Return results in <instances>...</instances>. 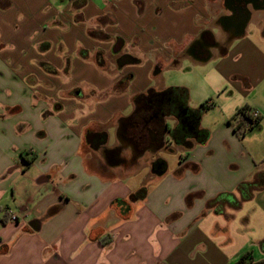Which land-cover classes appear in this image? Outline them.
Masks as SVG:
<instances>
[{"label":"crops","instance_id":"0c3cea01","mask_svg":"<svg viewBox=\"0 0 264 264\" xmlns=\"http://www.w3.org/2000/svg\"><path fill=\"white\" fill-rule=\"evenodd\" d=\"M257 1L0 0V264H235L256 248L264 262V4ZM141 57L156 66L180 58L211 65L212 95L231 93L214 128L201 125L202 114L195 139L173 147L181 152L174 169L160 157L169 146L154 156L165 164L155 171L151 153L136 164L119 161L136 145L124 146L118 125L148 90L116 89L124 67ZM243 106L261 122L240 139L227 121ZM88 132L106 141L92 147ZM143 187L145 196L131 200ZM246 205L249 213H240ZM234 221L243 226L238 247Z\"/></svg>","mask_w":264,"mask_h":264},{"label":"rangeland","instance_id":"374dc122","mask_svg":"<svg viewBox=\"0 0 264 264\" xmlns=\"http://www.w3.org/2000/svg\"><path fill=\"white\" fill-rule=\"evenodd\" d=\"M262 3V0H258L257 3ZM246 7V6H245ZM121 52V50H120ZM120 54V53H118ZM115 56V54H114ZM140 62L135 63L134 65H127L124 67V75H122L119 78L118 86L116 90H125V93L127 95H135L140 94L143 89L150 90L153 92H162L166 91L169 88H186L188 90L189 100H188V106H192L193 109H198L202 103L209 102L212 98L213 102H219L214 103L211 108L209 107L206 110L201 111V114H204L205 117L201 123L202 126H209L211 128H214L215 125L218 124L219 118L221 117V109L225 108V104H227L230 101V91L226 90L221 93V97L219 98L212 95V92L210 88L213 87V83L210 81L212 78L211 74V65H204V66H194L190 60L187 58L185 59H177V67H174L173 60H163L161 63L156 66L155 63L147 64L148 61L147 57H141L139 58ZM153 62V61H152ZM142 67L141 69L137 70L135 72L134 70H128L126 68L128 67ZM147 79V82H146ZM123 82V83H121ZM201 86H203V89H201ZM220 86V90H222V86ZM210 96V97H207ZM205 97V98H204ZM249 99V98H248ZM246 99V103L249 102V100ZM238 104V102H237ZM241 108V107H240ZM236 112V111H235ZM234 112V113H235ZM233 113V114H234ZM232 114V115H233ZM231 115V116H232ZM166 122V124L164 123ZM164 126H166L168 129H174L177 124V119L174 115H167L164 117L163 120ZM173 127V128H168ZM111 133L114 135V130L110 128ZM167 145L169 146L166 151H173V152H163L160 154V157H162L166 163L167 167L169 169H174L179 162V156L181 154L180 151H175L173 147L176 148L175 144L172 143L171 139L167 138ZM172 143V144H171ZM226 151L227 149L224 148ZM144 162V159L143 161ZM233 199L232 197H230ZM229 199L230 204H232L233 207H237L236 204H234L233 200ZM227 204V203H226ZM249 213L248 206L246 205L243 210L240 213ZM245 226H247V221L243 222ZM230 230L231 235L233 237V245L242 244L241 239H244L242 235H240V231H237L238 228L243 229V226L240 225L238 227V224L234 221L230 224ZM252 231V230H251ZM248 233V228H247ZM253 248V247H250ZM256 250L259 251L258 248H256L253 252L255 255ZM248 252H251L250 249ZM252 254V252H251ZM253 257V263L252 264H261L262 261L256 260L257 258Z\"/></svg>","mask_w":264,"mask_h":264},{"label":"flooded vegetation","instance_id":"af4514ba","mask_svg":"<svg viewBox=\"0 0 264 264\" xmlns=\"http://www.w3.org/2000/svg\"><path fill=\"white\" fill-rule=\"evenodd\" d=\"M262 3H257L258 6L264 4V0ZM243 15V13H242ZM243 16L240 17L239 14H236V21H240ZM114 54V53H113ZM115 55H119L118 53ZM118 61L123 62L126 61L125 57H118ZM176 105L174 104V100L171 98H165L164 96H160L159 93H155L153 91H148L146 94L141 95L136 98V112L135 115L131 117L129 121H124L119 123L118 131L121 137V140L124 146L133 149V142L136 145V150H132V154L129 159L119 158L121 162L124 163H137L146 153H151L153 156L152 160H149L147 163L150 164L151 171H155L158 168H162L165 164L164 162L156 158L154 156L157 154L159 149L167 148V137L171 139L172 143L175 146H179L176 142V139L173 137V130L168 129L163 124L164 117L167 115H174V111ZM182 112V119L178 121L176 126H180L181 130L184 134V141L189 145L193 138L198 135L196 123L198 120L195 119L194 115L184 114ZM175 126V127H176ZM89 134H94L92 132H88ZM122 133V135H121ZM103 135H98L95 137L89 136V140L91 141L92 147H97L98 142L97 139L104 141ZM131 141V142H130ZM171 143V144H172ZM121 151V148L116 149V153ZM110 151L107 153L110 155Z\"/></svg>","mask_w":264,"mask_h":264},{"label":"trees","instance_id":"16d2710c","mask_svg":"<svg viewBox=\"0 0 264 264\" xmlns=\"http://www.w3.org/2000/svg\"><path fill=\"white\" fill-rule=\"evenodd\" d=\"M133 63H137L138 61L136 59H132ZM177 62L175 61L173 65H176ZM160 96H164L165 98H171L174 100V104L176 105V108L174 111V116L178 121L182 119V112L185 111V114H191L194 115L196 120H199L201 111L211 108V104L208 102L202 103L198 109L190 110L187 108V102H188V90L186 88H169L166 91H163L159 93ZM261 122V118L253 117L251 110L247 106H243L239 108L227 121V123L232 127V130L234 134L238 138H244L250 131L255 129L259 123ZM179 125V124H178ZM176 126L173 130V137L176 139V142L178 145H184V134L181 130L180 126ZM203 138H197L198 143H202L207 138V132L203 131ZM103 139L105 141L106 135H103ZM26 164H29V162L26 161ZM146 194V188L143 187L139 189L136 193L131 194L130 199L131 200H138L145 196ZM253 263V257L250 252H247L239 257L237 262L235 264H252ZM261 264H264L261 263Z\"/></svg>","mask_w":264,"mask_h":264},{"label":"water","instance_id":"95a60500","mask_svg":"<svg viewBox=\"0 0 264 264\" xmlns=\"http://www.w3.org/2000/svg\"><path fill=\"white\" fill-rule=\"evenodd\" d=\"M243 10L245 12V17L243 18V20H242V22H241V24L239 26V33L240 34H242L244 32V29H245V27L247 25V22L249 21V17H250V11L247 9V7H245ZM121 48H122V44L117 42L114 45L112 51H113L114 54H117V53L120 52Z\"/></svg>","mask_w":264,"mask_h":264},{"label":"built area","instance_id":"2783aa9c","mask_svg":"<svg viewBox=\"0 0 264 264\" xmlns=\"http://www.w3.org/2000/svg\"><path fill=\"white\" fill-rule=\"evenodd\" d=\"M252 116H253V117H258V116H259V114H258V112H257V111H254V112L252 113Z\"/></svg>","mask_w":264,"mask_h":264}]
</instances>
